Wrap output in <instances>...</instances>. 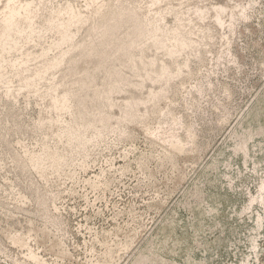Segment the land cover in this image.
Wrapping results in <instances>:
<instances>
[{"label": "rangeland", "instance_id": "obj_1", "mask_svg": "<svg viewBox=\"0 0 264 264\" xmlns=\"http://www.w3.org/2000/svg\"><path fill=\"white\" fill-rule=\"evenodd\" d=\"M34 1L42 32L20 38L0 63V264H99L106 241L115 264L140 254L156 264H264V0H102L145 12L147 23L160 11L162 24L192 40L177 56L153 38L124 41L136 32L124 19L107 37L89 34L97 6L85 4L93 0ZM219 1L233 5V25L227 13L225 25L215 24ZM68 3L86 21L54 46L60 30L46 29L47 11ZM82 46L105 56L86 61ZM21 58L28 62L17 66ZM161 62L184 68L166 83L146 79ZM148 89L160 97L144 103ZM63 92L69 111L51 102ZM71 122L79 136L91 134L83 155L81 144L58 136ZM172 136L185 150L172 148ZM46 150L66 164L32 167L29 158Z\"/></svg>", "mask_w": 264, "mask_h": 264}, {"label": "bare ground", "instance_id": "obj_2", "mask_svg": "<svg viewBox=\"0 0 264 264\" xmlns=\"http://www.w3.org/2000/svg\"><path fill=\"white\" fill-rule=\"evenodd\" d=\"M221 2L220 1L217 2L220 4H216V6H214V8H213V10H214V12H213L214 16L213 17L215 20V24L222 26L224 24V19L222 16L224 15V13H227V17L229 16L230 21L228 20L229 24L227 22L226 23L231 26V25H233L234 19L238 18V16L235 17V13H233V11H232L233 5L231 6L232 8L230 10V9H228L229 6L227 4L221 3ZM109 3L110 2H103L102 0H100L99 2L97 0H93V1L87 2L85 4L87 8L94 5V4L97 6V11H96V13H97V24L96 25L90 24L91 26H90L89 30L87 29L89 31V34L98 32L96 35H103V36L107 37L109 34L112 33V31L114 29H117L120 26H122L121 19H124L125 21L123 24L128 22L129 26L132 25V28H134L136 30V32L133 36H129L128 38L124 39V41L129 39L130 43H134L136 41L137 36L138 37L142 36L143 41L145 39L153 38L155 43L157 42L158 45L161 44L159 47L165 46L166 54H168L169 56H174V55L177 56L176 55L177 53L181 52L183 50V48L189 47L192 43L191 39L177 33L178 29H175L174 30L175 33H173L172 31L169 30L168 27H166L164 24H162L161 22L164 21V15L160 11L158 12V17L156 18L155 22L147 23L148 16L146 15L145 12L142 13L140 11H137L134 8H127L124 6L115 5L113 3L109 4ZM39 5L34 0H0V63L1 62L5 63L4 61L6 60L3 57L4 54L2 55V53L3 52H9L11 50L18 48L17 47L18 43H19L18 40L20 38H26V39L30 38L31 39L32 34L37 35V33L40 34L42 32V29L39 26H36V18H37L36 16L38 15L39 10L41 9L39 7ZM240 9L243 10V7ZM207 10H208L207 8H205V10H204L202 7H195L194 13L199 18L203 19L207 15ZM47 12L49 14L48 15L49 18H48V26L46 29L47 30H54V29L60 30V34H58L59 37H58L57 42L55 43L54 46H58V45L67 43V41H71L72 37H74L72 32H71V27H70L71 24H73V23L82 24L83 22L86 21L85 20L86 16L81 11L75 10V8L70 6L69 3L63 8L59 7L57 9H54L53 7H51V8H49V10ZM39 14L41 16V13H39ZM238 15H241V14H238ZM240 18L241 17H239V19ZM77 28H79L78 25H77ZM170 34H171V37L169 36ZM179 35H181L182 37H180ZM164 36H166V38L170 39L169 44H165V45L163 44L162 37H164ZM38 37H40V36H38ZM84 50H85V47L82 46V50H80V52H82L81 57H83V59L86 61L92 60L95 57H98L99 59H101L105 56V54L103 53L102 50H100L98 53H92L91 52L92 48H90L87 50L86 55L83 54ZM67 52L68 51H66V53ZM61 54H63V51ZM15 59H17V58H15ZM61 61H62V57L53 59V61H51L48 65L44 64L43 65V67H44L43 72L46 73L50 68H53L57 65H60L59 63ZM69 61L72 63L75 60L71 59ZM27 62H28V60L23 58L20 62H16V63H18L17 66H22V65L26 64ZM152 62H149L150 66H153V64H155L154 58L152 59ZM179 62L180 61H178V65H179ZM181 62H182V60H181ZM9 63H10V61H9ZM168 64H170V63H168ZM168 64L165 62H161V64H159L155 69H147L144 76H146V79L148 78V79L152 80L153 82H155L159 79L161 81V78H164L163 80H165L164 82L166 83L169 79H172L175 76H178L181 74V72H182L181 69L183 66L181 68L177 67L176 69H172V68L170 69V66ZM5 65H7V64H5ZM5 65H3V66H5ZM12 65H15V63H13ZM184 66H186V62L184 63ZM15 70H17V69H15ZM82 83H84V82H82ZM148 90H150V89H148ZM154 91H156V90H154ZM154 91L150 90L147 94V97L142 98L144 103L147 99L157 100L160 97L161 89L158 90L157 92H154ZM7 92H8V90H7ZM7 92H6V94H9ZM52 101H55L54 106L58 111H61V110L69 111V109L71 108L70 106H72L70 103V94L68 92H63L61 94L58 93L57 95L54 94L52 99H51V102ZM78 104H80V103H78ZM125 106L126 105H124V104L122 105V110L125 108ZM79 107H80V105H79ZM84 108H85V105L81 106V108H77L78 111L76 113L79 115L82 112V110H84ZM83 117L84 116L79 115L77 117V119L83 118ZM126 120L130 122V121H134V118L133 117H126ZM64 122H66V120ZM78 122H80V121H78ZM85 122L86 121H84L83 123L80 122L81 123L80 127ZM73 123H75V122H73ZM56 124H57V122H56ZM74 125L75 124H72V122H71V123H66V125L64 124V126L59 127L60 128V130H59L60 134L58 136H59V138H61L62 136H65V143L67 145H70L72 143L81 144L79 146V151H80V154H82L84 152V150L85 151L87 150L86 149L87 145H85L84 142L86 144L90 143L89 140H90L91 134L88 135L86 133L87 135L83 134V135L79 136L80 134L78 133V131L80 129H79V127L75 128ZM155 134L157 135L158 132H156ZM188 134H189V136L187 138L189 139V141H191V139H193L192 138L193 134H191L190 131L188 132ZM172 137H173V139L169 140L172 148H174L177 152H181V151L185 150V144H184L183 140L181 138H179V136H172ZM61 141H63V140L61 139ZM189 141H187V143H190ZM157 155H159V154H157ZM161 155H159V158ZM84 161H85V159H84ZM172 161H174V159H172ZM29 163L32 167H34L36 169H40L45 164H48L49 167H52L55 170H57V169L59 170V168L61 169L62 166H64L66 164L64 157H63L61 152L58 153L57 151H50V150H46L41 156L40 155L37 156L36 154L34 156H31L29 158ZM80 164H82V166H85V162H81ZM173 165H174V163H173ZM41 171H43V170H41ZM256 220H257L258 226L261 227L262 226L261 224L263 221L262 217H257ZM13 242L17 243V237H15L13 239ZM103 243H105V246H106L105 256L107 259H104L102 263H99V261L97 263H99V264H115V262H117L116 260H113V258H115L114 257L115 251H113V248L107 244V241L103 242ZM58 244H59V242H57L56 244H51V245L52 246L56 245L59 247ZM118 245L121 246L120 243ZM131 245H132V243H131ZM129 246L128 245L123 246V249H126ZM60 247H61V245H60ZM55 254L64 255L65 253L63 252V249H61L58 252L55 251ZM28 255L32 260L37 261V262L40 261L39 257L37 256V254L34 251H29ZM133 261H134V263H133ZM133 261H131L133 264H156L155 262H151L149 260V256H145L142 254H140ZM162 264H167V263L163 262Z\"/></svg>", "mask_w": 264, "mask_h": 264}]
</instances>
